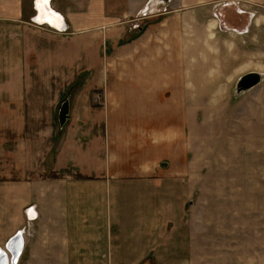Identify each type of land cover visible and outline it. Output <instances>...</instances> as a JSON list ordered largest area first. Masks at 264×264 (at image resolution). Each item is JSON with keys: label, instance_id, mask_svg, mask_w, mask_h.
<instances>
[{"label": "crops", "instance_id": "obj_1", "mask_svg": "<svg viewBox=\"0 0 264 264\" xmlns=\"http://www.w3.org/2000/svg\"><path fill=\"white\" fill-rule=\"evenodd\" d=\"M204 1L171 0L132 35L152 1L52 0L58 32L32 22L33 0H0V237L6 246L28 223L17 264H264L249 241L217 252L231 247L226 231L197 261L195 231L180 247L164 229L176 203H165L175 182L164 179L180 177L164 158L177 166L191 134L229 124L238 80L264 61V2L241 5L250 17L221 30L196 11ZM80 73L58 138V101Z\"/></svg>", "mask_w": 264, "mask_h": 264}, {"label": "rangeland", "instance_id": "obj_2", "mask_svg": "<svg viewBox=\"0 0 264 264\" xmlns=\"http://www.w3.org/2000/svg\"><path fill=\"white\" fill-rule=\"evenodd\" d=\"M257 1L217 0L216 2V0H207L197 6L199 8L196 11L202 12L201 16L207 15L209 18L217 16L216 20L220 29L228 30L233 28L231 27L233 25L241 24L240 17H250L249 14L241 13L243 9L239 7L257 5ZM261 2L263 3L264 0ZM170 5L171 0H167L164 3L163 12L167 9L171 11L172 6ZM158 15L140 17L141 19L139 18L136 22L140 25L135 29H129L130 33L135 35L146 21ZM262 65V68L258 70L261 74V81L256 86L241 93H236L235 86L233 101H235L236 110H234V117L229 121L230 123L208 126L205 132L200 130L201 135L212 134V141L200 140L202 136L196 131V134H191L190 137L197 140L182 143V150L185 153L182 159L178 158L179 166L174 165L173 160L168 157L163 160L164 168L180 173V177L165 176L164 179L167 182H175V189L164 191L165 203L173 204V200L176 203L179 201V205L165 204L169 211L167 210L165 214L164 229L176 230L180 233L174 234L176 237L171 235L169 238L171 241L180 242V247L188 245V232L195 231L196 238L193 240L196 241L198 248L197 261H200L199 257L202 256L200 251L204 249V246L211 242L212 244L218 243L217 245L222 244L220 243L222 239L219 237L221 231L228 233L230 238L228 240L224 238V240H227L231 247L218 248L217 252L222 250L225 254L226 252L231 254L238 252V250H231L237 241H249L256 247H264V61ZM86 78L87 73L76 75L68 90L58 101L54 120L58 138L62 132L58 123V110L65 100L69 99L71 103L72 97ZM101 93L100 89V94L94 96L95 101L100 103L103 100ZM237 112L240 113L239 118H236ZM223 122L226 123V120ZM259 174L262 176L261 183L256 181ZM47 177L48 180H57L59 175H47ZM37 179L39 180L38 177ZM149 208L152 209L151 206ZM22 214L25 215L24 209H22ZM33 217L32 213L30 219ZM24 224L20 230L22 240L24 228L28 223ZM209 231L213 233L212 237L209 236ZM3 241V237H0V245ZM4 248L5 245L2 249L10 258V254ZM171 250L170 247L163 248L162 260H172L173 250ZM220 254L221 252L218 256ZM187 256V254L182 255V258L187 259Z\"/></svg>", "mask_w": 264, "mask_h": 264}, {"label": "water", "instance_id": "obj_3", "mask_svg": "<svg viewBox=\"0 0 264 264\" xmlns=\"http://www.w3.org/2000/svg\"><path fill=\"white\" fill-rule=\"evenodd\" d=\"M51 1L52 0H47V2H44V0L42 2H38V0H33V6H34V10L36 12V14L34 15V17H32V22L38 25H45L48 26L49 28L58 31V32H64L66 30V24L64 21L63 16L52 9L51 7ZM167 0H157V1H152L151 4L148 6V8L145 10V15L147 16H151V15H156L159 12H162L164 10V3ZM44 10V12L49 16V18L51 19V21L53 22H48L46 21L45 24H43L42 21H38L36 20V17L38 16V14L40 13V11ZM142 14V13H141ZM42 23V24H40ZM261 81V74L257 73V72H250L247 73L245 75H243L237 82L236 84V93H241L244 91H247L251 88H253L254 86H256L259 82ZM69 111H70V103H69V99L65 100L64 102H62L59 110H58V123L61 126V128H63V126L66 124L68 118H69ZM29 209H32V207H30ZM27 210V218L28 220H31L29 218V212L30 210ZM21 234L20 231H18L13 237H11L9 239V241L6 243V248L9 252L12 253V264H16L21 252H22V248H23V241L21 238ZM13 241L15 243V247H12V251L9 250V248L7 247L8 245H10V241ZM19 248L20 251H19ZM2 255V254H0ZM3 261V258L0 259V262Z\"/></svg>", "mask_w": 264, "mask_h": 264}, {"label": "bare ground", "instance_id": "obj_4", "mask_svg": "<svg viewBox=\"0 0 264 264\" xmlns=\"http://www.w3.org/2000/svg\"><path fill=\"white\" fill-rule=\"evenodd\" d=\"M42 2L43 0H38V2ZM154 2L155 1H157V0H153ZM143 15V14H142ZM36 20H38V21H42L43 22V24H45L46 23V21H48V22H52L51 21V19L49 18V16L44 12V10H42V11H40V13L38 14V16L36 17ZM53 23V22H52ZM40 24H42V23H40ZM32 213H33V218L31 219V220H34V218H35V213L34 212H32V211H30L29 212V218H31L32 217ZM31 214V215H30ZM21 233V232H20ZM21 238H22V234H21ZM23 241V240H22ZM8 248H9V250H11L12 251V247H15V243L11 240L10 241V245H8L7 246ZM5 248H6V246H5ZM20 249L21 248H19V251H20ZM23 249V248H22ZM6 250H7V248H6ZM7 252L10 254V258L8 257V255H6V251L4 252L3 250H0V254H2V255H0V259H2L3 258V261H1L0 262V264H12V260H11V257H12V253L11 252H9L8 250H7Z\"/></svg>", "mask_w": 264, "mask_h": 264}, {"label": "built area", "instance_id": "obj_5", "mask_svg": "<svg viewBox=\"0 0 264 264\" xmlns=\"http://www.w3.org/2000/svg\"><path fill=\"white\" fill-rule=\"evenodd\" d=\"M147 8H148V7H146V8L143 9V11H142V14H143L144 17L147 16V15H145V10H146ZM162 12H163V11H162ZM162 12H159V13H157V14H160V13H162ZM142 14H141V15H142ZM157 14H156V15H157ZM213 17H215V19L217 18V16H213ZM23 233H24V231H23Z\"/></svg>", "mask_w": 264, "mask_h": 264}, {"label": "snow or ice", "instance_id": "obj_6", "mask_svg": "<svg viewBox=\"0 0 264 264\" xmlns=\"http://www.w3.org/2000/svg\"><path fill=\"white\" fill-rule=\"evenodd\" d=\"M44 2H47V0H44Z\"/></svg>", "mask_w": 264, "mask_h": 264}]
</instances>
